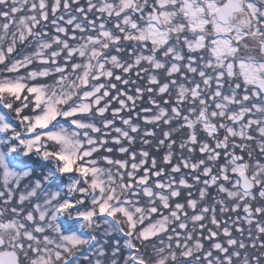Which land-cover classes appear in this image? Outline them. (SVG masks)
Here are the masks:
<instances>
[{"label": "snow or ice", "instance_id": "1", "mask_svg": "<svg viewBox=\"0 0 264 264\" xmlns=\"http://www.w3.org/2000/svg\"><path fill=\"white\" fill-rule=\"evenodd\" d=\"M0 264H264V0H0Z\"/></svg>", "mask_w": 264, "mask_h": 264}]
</instances>
